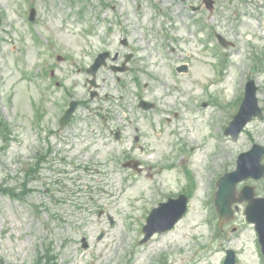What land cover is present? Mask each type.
<instances>
[{
    "label": "rangeland",
    "instance_id": "rangeland-1",
    "mask_svg": "<svg viewBox=\"0 0 264 264\" xmlns=\"http://www.w3.org/2000/svg\"><path fill=\"white\" fill-rule=\"evenodd\" d=\"M247 1V5L236 10L228 6L222 9V13L226 12L222 21L217 17L204 19V24L216 29L223 22L217 31L240 46L234 51L229 79L222 86L213 85L211 94L205 97L203 88L213 83L212 53L202 52L194 38L191 44L171 41V35L161 30L162 19L154 24L149 20L152 7L156 11L162 9L172 14L168 13L169 19L175 17L178 30L172 31L174 37H194L188 29L189 20L183 16L184 9L175 0H0V119L10 131H0V188L19 194L26 185L32 191L21 199L0 194V262L38 264L39 258L55 255L54 264H129L131 259L132 264H159V260L161 264H223L226 250H233L237 264L261 263L253 226L244 221L245 205H238L234 222L216 231L206 221L203 203L208 199L212 205L216 182L235 170L240 154L249 151L253 143L264 146V120L251 122L237 141L223 134L236 114L248 78L259 86L258 99L264 107V65H258V72L250 76L255 62L248 56L249 47L252 53L253 47L264 52V10H260V24L247 16L237 28V18L248 12L256 16L257 6L254 1ZM137 6L146 13L139 15L141 24ZM30 8L37 16L31 25L27 23ZM97 16L105 23L98 22ZM87 24L96 27L92 35H86ZM119 27L132 30L138 40L137 50L122 47L117 52L116 44L122 38L133 45V39ZM145 28L155 39H149V49L141 40L140 31ZM165 35L169 39H164ZM99 36L106 38L107 45L99 44ZM99 50L119 53V66L126 53H136L141 58L137 65L144 68V73L137 76L133 71L115 76L122 79L123 87L114 88L110 98L115 100L111 103L103 96L109 94L108 88L101 85L102 78L112 80L108 69L98 75V98L90 101L84 84L87 76L82 68L93 62ZM193 54L201 58L193 61ZM57 56L64 60L57 62ZM206 59L211 62L205 64ZM183 64L189 66L190 72L175 76L173 68ZM132 68L135 69L133 64ZM48 69L55 71L70 95L67 93L64 98L60 88L52 87L46 76ZM24 74L31 77L32 83L25 80ZM135 77L142 80L144 89H136ZM140 93L148 102L157 101L159 108L148 113L138 110ZM64 99L87 105L77 111L73 126L57 134V118L67 107ZM34 102L44 116L41 123L37 122ZM203 103L208 106L198 110L196 107ZM106 110L105 115L113 120L108 128L99 127L93 114H104ZM121 110L127 111V119L116 118L121 113L123 116ZM172 117L175 121L170 123ZM89 121L95 130L88 128ZM117 126L122 129L121 142L109 133V128ZM210 128L221 134L219 144L210 138ZM138 135L141 139L135 144ZM63 139L77 144L84 139L82 147H89L84 153H79L78 147L67 154L73 163L65 167L66 173L41 165L38 178L28 180L27 168L36 163L38 155L50 148L56 151ZM176 144L185 147L178 156L174 152ZM189 150L198 152L201 158H193L195 153L193 156ZM128 154L141 163V174L120 167V160ZM51 162L61 166L57 161ZM188 181L195 190L188 216L172 232L140 245L141 227L148 211L182 193ZM244 184L237 187L241 189ZM248 185L255 187L258 197H264V180ZM101 234L103 238L99 240ZM82 237L90 244L87 250L81 247Z\"/></svg>",
    "mask_w": 264,
    "mask_h": 264
},
{
    "label": "water",
    "instance_id": "water-1",
    "mask_svg": "<svg viewBox=\"0 0 264 264\" xmlns=\"http://www.w3.org/2000/svg\"><path fill=\"white\" fill-rule=\"evenodd\" d=\"M247 221L257 224V229L264 242V200H252L247 207Z\"/></svg>",
    "mask_w": 264,
    "mask_h": 264
},
{
    "label": "bare ground",
    "instance_id": "bare-ground-1",
    "mask_svg": "<svg viewBox=\"0 0 264 264\" xmlns=\"http://www.w3.org/2000/svg\"><path fill=\"white\" fill-rule=\"evenodd\" d=\"M200 157H201L200 154H199L198 152H196V154H195V158L198 159V158H200Z\"/></svg>",
    "mask_w": 264,
    "mask_h": 264
}]
</instances>
